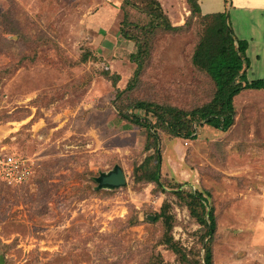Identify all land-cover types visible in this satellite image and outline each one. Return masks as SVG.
<instances>
[{"label":"rangeland","instance_id":"rangeland-1","mask_svg":"<svg viewBox=\"0 0 264 264\" xmlns=\"http://www.w3.org/2000/svg\"><path fill=\"white\" fill-rule=\"evenodd\" d=\"M157 1L178 29L158 25L149 0H0V144L35 162L29 183H0L4 264H204L207 245L213 264H264V88L234 99L227 131L194 121L195 139L155 127L148 139L120 113L154 123L135 102L190 112L216 91L192 63L202 19L188 0ZM228 21L248 78L264 79V13ZM155 147L160 168L140 167ZM118 166L127 184L101 187Z\"/></svg>","mask_w":264,"mask_h":264},{"label":"trees","instance_id":"trees-1","mask_svg":"<svg viewBox=\"0 0 264 264\" xmlns=\"http://www.w3.org/2000/svg\"><path fill=\"white\" fill-rule=\"evenodd\" d=\"M149 1L151 5L147 7V11L155 22L157 21L158 25L164 24L169 30L179 28L169 22L157 0ZM199 1L188 0L192 14L200 17L204 25L202 36L193 52L192 63L196 68L206 72L212 78L216 85V91L211 101L190 112L147 101L135 102L133 108L144 109L147 113H151L155 118L154 123L150 118H144V121H141L138 114H129L126 110L120 108L123 118L146 127L148 139L157 141V128L165 129L176 137L195 139L197 136L196 128L193 127L194 121L199 125L204 122L216 129L227 131L235 120L234 99L244 90L264 88L263 78L252 80L248 78V69L250 67L246 56L248 44L236 37L228 21V12L203 14ZM225 1L227 4L231 3V0ZM138 48L139 51L132 57L137 61L135 78L139 76V70L143 65V55L148 53V44L145 42V45L140 44ZM111 79L115 85L119 78L118 76H112ZM133 80L129 87L132 85ZM121 94L122 92L118 91L117 97L121 96ZM147 149H152V146L148 145ZM152 157L156 159L157 168H160L162 156L160 150L156 147L155 154L147 157L146 162L140 167H145V164H149ZM150 179L158 181V170L150 173ZM192 197L199 201L202 207H205L207 197H204L201 192L192 195ZM205 214L206 212H204L201 221L208 228L209 240L212 241L217 227L214 209L211 208L207 219H205ZM204 264H213L211 245L206 247Z\"/></svg>","mask_w":264,"mask_h":264},{"label":"built area","instance_id":"built-area-1","mask_svg":"<svg viewBox=\"0 0 264 264\" xmlns=\"http://www.w3.org/2000/svg\"><path fill=\"white\" fill-rule=\"evenodd\" d=\"M35 162L0 144V183L23 185L33 180Z\"/></svg>","mask_w":264,"mask_h":264},{"label":"crops","instance_id":"crops-1","mask_svg":"<svg viewBox=\"0 0 264 264\" xmlns=\"http://www.w3.org/2000/svg\"><path fill=\"white\" fill-rule=\"evenodd\" d=\"M199 3L203 14L226 11H235L236 13H264V0H231V3L228 4L225 0H200Z\"/></svg>","mask_w":264,"mask_h":264},{"label":"water","instance_id":"water-1","mask_svg":"<svg viewBox=\"0 0 264 264\" xmlns=\"http://www.w3.org/2000/svg\"><path fill=\"white\" fill-rule=\"evenodd\" d=\"M101 187L119 188L127 184L124 170L117 167L115 170L102 174L99 178ZM0 264H4V259H0Z\"/></svg>","mask_w":264,"mask_h":264}]
</instances>
